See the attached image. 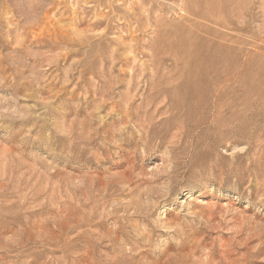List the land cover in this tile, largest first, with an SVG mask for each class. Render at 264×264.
<instances>
[{
  "label": "rangeland",
  "instance_id": "1",
  "mask_svg": "<svg viewBox=\"0 0 264 264\" xmlns=\"http://www.w3.org/2000/svg\"><path fill=\"white\" fill-rule=\"evenodd\" d=\"M0 264H264V0H0Z\"/></svg>",
  "mask_w": 264,
  "mask_h": 264
},
{
  "label": "bare ground",
  "instance_id": "2",
  "mask_svg": "<svg viewBox=\"0 0 264 264\" xmlns=\"http://www.w3.org/2000/svg\"><path fill=\"white\" fill-rule=\"evenodd\" d=\"M189 11H190V10H189ZM201 67H202V66H201ZM193 73H194V72H193ZM195 75H196V74H195ZM197 77H198V76H197ZM195 78H196V77H195ZM198 78H199V77H198ZM207 79H208V78H207ZM199 80H200V78H199ZM191 82H192V81H191ZM191 82H190L189 84H193V83H191ZM194 82H195V80H194ZM195 83H197V81H196ZM189 84H188V85H189ZM189 86H190V85H189ZM189 86H188V87H189ZM195 86H197V88H198V85L195 84ZM195 86H194V87H195ZM199 86H201V85H199ZM192 87H193V86H192ZM197 88L195 87V88H192V89H193L194 91H197ZM199 88H201V87H199ZM188 89H189V88H188ZM193 90H190V91H192V93H193ZM201 90H202V89H200V91H201ZM190 91H189V92H190ZM198 91H199V89H198ZM189 92H188V93H189ZM194 93H195V92H194ZM198 93H199V92H198ZM198 93H197V94H198ZM192 95H193V94H192ZM198 96H200V95H198ZM195 97H196V96H195ZM214 106H215V105H214ZM196 108H197V107H196ZM202 108H203V107H202ZM187 109H188V108H187ZM187 109H185V110H187ZM199 110H200V109H199ZM189 111H190V110H189ZM189 111H188V112H189ZM188 112H187V114L189 115ZM190 112H191V111H190ZM194 113H195V112H194ZM201 113H202V111H201ZM204 113H205V112H204ZM190 114H191V113H190Z\"/></svg>",
  "mask_w": 264,
  "mask_h": 264
}]
</instances>
